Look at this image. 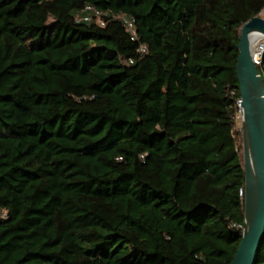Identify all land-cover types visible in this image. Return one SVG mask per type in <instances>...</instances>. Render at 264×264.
<instances>
[{
    "label": "trees",
    "instance_id": "1",
    "mask_svg": "<svg viewBox=\"0 0 264 264\" xmlns=\"http://www.w3.org/2000/svg\"><path fill=\"white\" fill-rule=\"evenodd\" d=\"M263 5L0 0V264H230L237 44Z\"/></svg>",
    "mask_w": 264,
    "mask_h": 264
},
{
    "label": "water",
    "instance_id": "2",
    "mask_svg": "<svg viewBox=\"0 0 264 264\" xmlns=\"http://www.w3.org/2000/svg\"><path fill=\"white\" fill-rule=\"evenodd\" d=\"M264 37V17L255 16L240 27L235 65L240 99L243 159V227L230 264H255L264 236V79L252 58V43Z\"/></svg>",
    "mask_w": 264,
    "mask_h": 264
},
{
    "label": "built area",
    "instance_id": "3",
    "mask_svg": "<svg viewBox=\"0 0 264 264\" xmlns=\"http://www.w3.org/2000/svg\"><path fill=\"white\" fill-rule=\"evenodd\" d=\"M83 12H86L82 19L83 20H89L90 18V13L94 14L95 16H99L100 14H102L99 10L93 8L92 6H85V8L83 9ZM259 16H264V5L262 6L260 12H259ZM124 24L126 25V29L129 30L133 35H134V27H133V22L128 19L125 18L123 16L120 17ZM100 24H103L102 21H100ZM145 46L141 45L139 47V51L140 52H145ZM251 53H252V58L255 62L256 65H261L262 64V58H263V54H264V37H258L257 39L254 40V42L252 43V47H251ZM129 63H132V60H129ZM6 211L4 209H0V217H5L6 216ZM237 228H241L242 229V225H236Z\"/></svg>",
    "mask_w": 264,
    "mask_h": 264
},
{
    "label": "rangeland",
    "instance_id": "4",
    "mask_svg": "<svg viewBox=\"0 0 264 264\" xmlns=\"http://www.w3.org/2000/svg\"><path fill=\"white\" fill-rule=\"evenodd\" d=\"M264 17V16H263ZM240 114L238 113V115L236 116V129L239 130L241 132V129H240ZM242 135V134H241Z\"/></svg>",
    "mask_w": 264,
    "mask_h": 264
}]
</instances>
